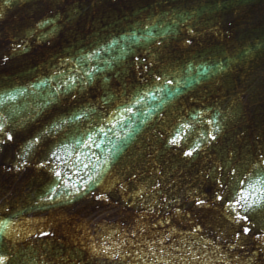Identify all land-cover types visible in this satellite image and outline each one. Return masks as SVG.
<instances>
[{"label":"water","instance_id":"95a60500","mask_svg":"<svg viewBox=\"0 0 264 264\" xmlns=\"http://www.w3.org/2000/svg\"><path fill=\"white\" fill-rule=\"evenodd\" d=\"M0 124V264H264V82L227 0H0Z\"/></svg>","mask_w":264,"mask_h":264},{"label":"snow or ice","instance_id":"6c2138e0","mask_svg":"<svg viewBox=\"0 0 264 264\" xmlns=\"http://www.w3.org/2000/svg\"><path fill=\"white\" fill-rule=\"evenodd\" d=\"M4 59H7V57H4ZM157 79H159V77H157ZM169 83H171L169 81ZM4 129V125L3 124H0V130ZM13 138L12 136V133L11 132H6V135H5V142L7 140H11ZM37 140H39V137H36ZM192 153V149H189L188 150V154H191ZM57 175H59V172H57ZM218 199H221L223 200L224 197H217ZM198 204H203L205 203L204 201H201V200H197L196 201ZM228 204H239V201L238 200H228ZM260 211H264V205H261L260 208H259ZM253 211H255V209H253ZM238 216H241L242 220L244 221H247L248 220V216L247 215H241V213H237ZM243 231L244 232H248L249 231V228L247 227H244L243 228ZM237 235H239V233H237ZM5 258L3 256H0V261H3Z\"/></svg>","mask_w":264,"mask_h":264}]
</instances>
